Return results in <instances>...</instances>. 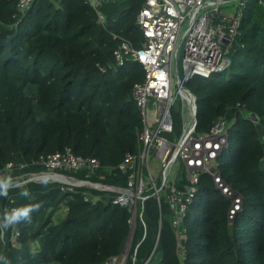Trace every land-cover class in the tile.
<instances>
[{
    "label": "trees",
    "instance_id": "1",
    "mask_svg": "<svg viewBox=\"0 0 264 264\" xmlns=\"http://www.w3.org/2000/svg\"><path fill=\"white\" fill-rule=\"evenodd\" d=\"M144 1L102 0L99 22L85 0H34L22 11L17 0H0V170L14 164L6 175L20 182L49 172L85 179L86 169L29 163L69 148L98 160L89 181L125 186L116 165L125 152L137 150L141 118L131 89L144 71L132 60L117 65L112 51L120 40L144 44L136 23ZM238 31L226 68L184 83L195 96V116L186 103L190 116L184 122L171 111L172 131L164 136H179L193 119L195 133H207L224 119L227 144L216 165L223 182L240 195V209L229 219L231 201L210 174L200 173L195 199L177 230L171 226L167 189L160 191V205L148 190L142 210L137 202L141 217L136 216L125 264H143L154 244L145 264H264V8L259 0H246ZM179 171L183 182L184 170ZM24 186L31 197L11 189L7 198L0 197V214L29 203L41 207L30 223L0 230V264H104L121 251L130 213L111 202L115 193L58 182Z\"/></svg>",
    "mask_w": 264,
    "mask_h": 264
},
{
    "label": "built area",
    "instance_id": "2",
    "mask_svg": "<svg viewBox=\"0 0 264 264\" xmlns=\"http://www.w3.org/2000/svg\"><path fill=\"white\" fill-rule=\"evenodd\" d=\"M34 0H17L16 7L24 10ZM96 11L99 22L103 21L98 12L102 0H85ZM264 8V0H259ZM246 0H145L136 15L144 44L134 47L126 40H120L112 51L114 63L123 65L132 60L141 65L143 80L133 84L131 98L136 104L141 129L136 134V152H125L116 165L117 171L125 176L124 187L105 185L89 181L94 170L99 167L95 158L74 155L69 148L55 151L46 157L31 159L30 164H42L47 169L64 168L76 172L86 169L79 182L58 181L72 186H88L98 191L113 192V204L126 206L130 213V227L135 225L138 214L137 202L148 197L151 190L160 205V191L167 189L166 200L172 212L171 226L179 230L186 210L195 199L200 173L213 177L221 193L231 201L227 216L229 219L240 209V195L231 190L221 179L216 158L227 144V127L224 119H219L209 132L196 134V121L183 125L179 136L168 139L164 136L172 131L171 106L177 95L186 102L189 113L195 116V96L184 88V83L194 76L208 77L213 72L222 71L230 63L229 49L235 37ZM182 50L181 74L174 65ZM101 71L105 69L100 67ZM173 72L177 88L172 85ZM238 105V104H237ZM248 118L255 122L257 116L250 113ZM158 159L160 172L152 174L149 156ZM20 163L19 167L26 166ZM14 164L8 162L0 174L5 175ZM183 169L181 182L179 170ZM146 177V180L144 179ZM72 181V180H71ZM23 183V182H22ZM160 184L157 187V184ZM90 198L89 193L84 199ZM97 197L91 199L94 203ZM12 209V208H10ZM132 240L124 250L107 258L104 264H125Z\"/></svg>",
    "mask_w": 264,
    "mask_h": 264
},
{
    "label": "clouds",
    "instance_id": "3",
    "mask_svg": "<svg viewBox=\"0 0 264 264\" xmlns=\"http://www.w3.org/2000/svg\"><path fill=\"white\" fill-rule=\"evenodd\" d=\"M3 169H1L0 171L2 172ZM50 174H56L57 175V174H62V173H50ZM29 177L33 178L32 176H28L27 178H29ZM26 179L24 182L22 181L23 182L22 183L20 181L14 180L11 175L0 174V197L7 198L9 191L11 189L16 188V189H21L19 192L20 196H22L24 198H30L31 197L30 190L24 186V183H27ZM77 180H79V179H77ZM39 182H58V181L47 180V181H39ZM58 183H60V182H58ZM40 207H41L40 203H29V204H25V205H22L19 207H14L12 209L3 211V213L0 214V230H6L9 227H11L13 225H17L21 222H29L30 223L31 219H32V213L35 211H38Z\"/></svg>",
    "mask_w": 264,
    "mask_h": 264
},
{
    "label": "rangeland",
    "instance_id": "4",
    "mask_svg": "<svg viewBox=\"0 0 264 264\" xmlns=\"http://www.w3.org/2000/svg\"><path fill=\"white\" fill-rule=\"evenodd\" d=\"M175 64H177V67L179 69V73L181 74L182 50L179 52L178 58H177L176 62L174 63V65ZM172 85L174 86V89L176 90L177 84H176V75L174 72H173V78H172ZM184 103H186L184 101V99H182V97L180 95H177L175 97V100H174L172 106H171L172 114L176 115V118L178 119V121L180 123L184 122L186 119L189 118L188 116H190V115H188L189 111L187 113V108L184 105ZM176 130H178V129H176ZM173 137H175V135L172 136V138ZM172 138H168V139H172ZM149 166H150V169L152 171V174L154 176H157L160 172V164H159L158 159H156L152 154H150V156H149ZM180 177L181 176H179L178 178H180ZM144 179L146 180L145 176H144Z\"/></svg>",
    "mask_w": 264,
    "mask_h": 264
},
{
    "label": "water",
    "instance_id": "5",
    "mask_svg": "<svg viewBox=\"0 0 264 264\" xmlns=\"http://www.w3.org/2000/svg\"><path fill=\"white\" fill-rule=\"evenodd\" d=\"M46 176H54L55 179H49V178H47ZM32 177H33V178H30V177L27 178L26 181H27V182H32V181H33V182H39V181L54 180V181H62V182H64V181H70V182L75 181V182H79V180H77V179H75V178H72V177H68V176H66V175H64V174H57V175H56V174L46 173V174L36 175V176H32ZM35 177H39V179H35ZM71 180H72V181H71ZM24 181H25V179L23 180V182H24ZM132 237H133V225H132V227H130V229H129V233H128V235H127V238H126V240H125V243H124V245H123L121 251L124 250V248L126 247V245H127L128 242H129V240H132ZM154 248H155V244H154V246L152 247L149 256L146 258V260L144 261L143 264H145L146 261L149 259V257L151 256V254H152Z\"/></svg>",
    "mask_w": 264,
    "mask_h": 264
},
{
    "label": "bare ground",
    "instance_id": "6",
    "mask_svg": "<svg viewBox=\"0 0 264 264\" xmlns=\"http://www.w3.org/2000/svg\"><path fill=\"white\" fill-rule=\"evenodd\" d=\"M46 177L49 178V179H55L54 176H46ZM35 179H39V177H36Z\"/></svg>",
    "mask_w": 264,
    "mask_h": 264
}]
</instances>
